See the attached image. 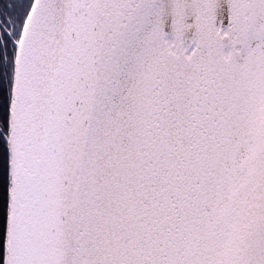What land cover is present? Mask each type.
I'll list each match as a JSON object with an SVG mask.
<instances>
[{
	"label": "snow or ice",
	"instance_id": "obj_1",
	"mask_svg": "<svg viewBox=\"0 0 264 264\" xmlns=\"http://www.w3.org/2000/svg\"><path fill=\"white\" fill-rule=\"evenodd\" d=\"M3 264H264V0H0Z\"/></svg>",
	"mask_w": 264,
	"mask_h": 264
},
{
	"label": "flooded vegetation",
	"instance_id": "obj_2",
	"mask_svg": "<svg viewBox=\"0 0 264 264\" xmlns=\"http://www.w3.org/2000/svg\"><path fill=\"white\" fill-rule=\"evenodd\" d=\"M0 264H3V259H2V237H0Z\"/></svg>",
	"mask_w": 264,
	"mask_h": 264
}]
</instances>
